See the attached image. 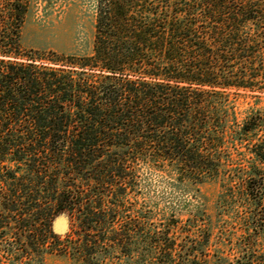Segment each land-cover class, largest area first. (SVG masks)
<instances>
[{"label": "trees", "instance_id": "16d2710c", "mask_svg": "<svg viewBox=\"0 0 264 264\" xmlns=\"http://www.w3.org/2000/svg\"><path fill=\"white\" fill-rule=\"evenodd\" d=\"M30 13V0H0V241L10 236L11 264L40 260L60 239L54 218L68 213L71 229L76 208L83 262H101L111 243L130 261L205 263L200 193L217 180L218 208L239 203L249 235L264 227V106L242 120L235 107L264 102V0H96L84 55L25 49ZM141 169L154 177L152 237L104 238Z\"/></svg>", "mask_w": 264, "mask_h": 264}, {"label": "rangeland", "instance_id": "374dc122", "mask_svg": "<svg viewBox=\"0 0 264 264\" xmlns=\"http://www.w3.org/2000/svg\"><path fill=\"white\" fill-rule=\"evenodd\" d=\"M96 0H30L31 13L24 25L22 33L23 46L27 50L52 51L59 54H89L94 39ZM264 102L257 104L250 97H240L235 101V107L240 120L244 119L252 108H260ZM139 180L142 182L139 192L127 191L121 202L120 209L114 219L113 227L109 229L106 239L114 237L112 232L122 233L129 229L132 242L144 237L146 241L152 237L155 225L153 211L154 177L150 170L141 169ZM162 191L164 186H160ZM222 193L220 182L212 181L201 188L200 206L205 210L210 224L211 241L206 264H223V259L230 262L245 252L254 262L264 264V227L256 233L244 232V212L240 204L232 202L229 208H218V199ZM108 206V199L106 200ZM83 212L76 208L70 231L60 237L59 241L49 240L44 247L40 260L30 261L23 258L18 264H88L83 262L79 254L86 234L82 228ZM184 224L186 217H182ZM136 227L139 234H136ZM97 230V229H96ZM92 230L87 235L98 237L99 233ZM136 237V240H135ZM10 236L0 241V260L2 264H11L6 247ZM106 251L105 259L96 264H154V262H135L136 254L130 261L119 248L111 243L103 245ZM243 248V249H240ZM201 264H205L200 262Z\"/></svg>", "mask_w": 264, "mask_h": 264}, {"label": "water", "instance_id": "95a60500", "mask_svg": "<svg viewBox=\"0 0 264 264\" xmlns=\"http://www.w3.org/2000/svg\"><path fill=\"white\" fill-rule=\"evenodd\" d=\"M52 231L57 236H65L70 231V217L68 213L62 212L52 222Z\"/></svg>", "mask_w": 264, "mask_h": 264}]
</instances>
